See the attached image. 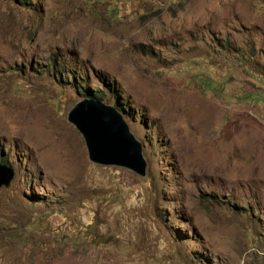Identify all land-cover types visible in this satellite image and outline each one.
<instances>
[{"label":"rangeland","instance_id":"374dc122","mask_svg":"<svg viewBox=\"0 0 264 264\" xmlns=\"http://www.w3.org/2000/svg\"><path fill=\"white\" fill-rule=\"evenodd\" d=\"M86 91L144 176L88 158ZM0 164V264H264V0H0Z\"/></svg>","mask_w":264,"mask_h":264},{"label":"water","instance_id":"95a60500","mask_svg":"<svg viewBox=\"0 0 264 264\" xmlns=\"http://www.w3.org/2000/svg\"><path fill=\"white\" fill-rule=\"evenodd\" d=\"M124 115L115 105L83 96L71 107L67 120L81 133L91 161L125 167L144 176L141 144L130 132ZM13 176L11 167L0 164V187H8Z\"/></svg>","mask_w":264,"mask_h":264},{"label":"trees","instance_id":"16d2710c","mask_svg":"<svg viewBox=\"0 0 264 264\" xmlns=\"http://www.w3.org/2000/svg\"><path fill=\"white\" fill-rule=\"evenodd\" d=\"M225 49H227V48H225ZM249 55L252 56V55H254V54L250 51ZM84 96H88V97H91V98H94V99H95V98H96V99H101V98L98 97V96L92 95L91 92H89V91H86V92L84 93ZM114 105L116 106V108H117L118 110H120V111L123 112L124 114H126V115H128V116L131 115L129 112H125L126 110H124V108L122 107V103H120L118 100L115 101Z\"/></svg>","mask_w":264,"mask_h":264}]
</instances>
